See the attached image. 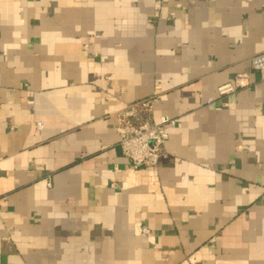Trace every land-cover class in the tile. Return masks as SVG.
I'll list each match as a JSON object with an SVG mask.
<instances>
[{"label":"crops","instance_id":"1","mask_svg":"<svg viewBox=\"0 0 264 264\" xmlns=\"http://www.w3.org/2000/svg\"><path fill=\"white\" fill-rule=\"evenodd\" d=\"M262 53L264 0H0V264H264V80L216 93Z\"/></svg>","mask_w":264,"mask_h":264},{"label":"built area","instance_id":"2","mask_svg":"<svg viewBox=\"0 0 264 264\" xmlns=\"http://www.w3.org/2000/svg\"><path fill=\"white\" fill-rule=\"evenodd\" d=\"M250 66V74H238L230 82L217 88L218 98L248 88L251 85L250 80L254 77L264 80V53L251 58ZM154 89L158 91L159 86ZM142 108L143 104L140 103L129 105L120 114L116 127L117 145L132 169L144 167L156 171L170 133L176 127V120L160 116L156 121H144L140 118ZM144 232L148 233L147 230Z\"/></svg>","mask_w":264,"mask_h":264}]
</instances>
